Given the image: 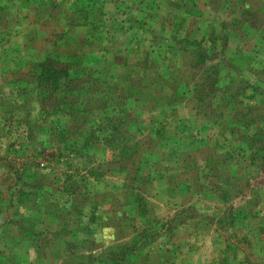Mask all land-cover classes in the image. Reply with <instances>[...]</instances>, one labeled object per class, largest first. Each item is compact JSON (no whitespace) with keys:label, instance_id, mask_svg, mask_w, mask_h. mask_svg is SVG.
Wrapping results in <instances>:
<instances>
[{"label":"rangeland","instance_id":"rangeland-1","mask_svg":"<svg viewBox=\"0 0 264 264\" xmlns=\"http://www.w3.org/2000/svg\"><path fill=\"white\" fill-rule=\"evenodd\" d=\"M0 264H264V0H0Z\"/></svg>","mask_w":264,"mask_h":264},{"label":"trees","instance_id":"trees-1","mask_svg":"<svg viewBox=\"0 0 264 264\" xmlns=\"http://www.w3.org/2000/svg\"><path fill=\"white\" fill-rule=\"evenodd\" d=\"M215 41L216 40H214V42ZM194 42L197 43V44L198 43H201L198 40H195ZM200 57H201V59L199 60V63H205L206 62L205 60L207 59V56L204 55V54H200ZM45 68L46 67H44V70L46 72H44L41 77L44 80L47 79L46 81L48 83L52 82L53 83V85H52L53 88H57L58 87V85H59V79H61L64 76H68L69 75V70H67V69L60 70V69H58V68H56L54 66H49L46 69ZM48 77H49L50 82L48 81Z\"/></svg>","mask_w":264,"mask_h":264}]
</instances>
